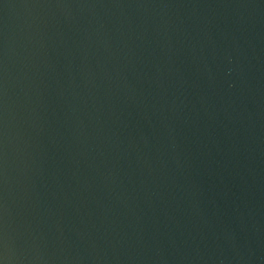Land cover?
Here are the masks:
<instances>
[{"label":"water","instance_id":"1","mask_svg":"<svg viewBox=\"0 0 264 264\" xmlns=\"http://www.w3.org/2000/svg\"><path fill=\"white\" fill-rule=\"evenodd\" d=\"M0 264H264V0H0Z\"/></svg>","mask_w":264,"mask_h":264}]
</instances>
